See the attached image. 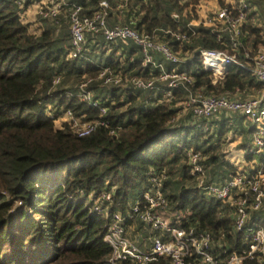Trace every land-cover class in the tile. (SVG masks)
Instances as JSON below:
<instances>
[{"label":"trees","instance_id":"1","mask_svg":"<svg viewBox=\"0 0 264 264\" xmlns=\"http://www.w3.org/2000/svg\"><path fill=\"white\" fill-rule=\"evenodd\" d=\"M68 1L91 14L99 0ZM200 1L128 0L124 17L116 12L111 21L128 20L133 13L138 32L156 33L175 52L189 53L190 59L178 68L192 73V90L213 95L238 90L241 97L254 96L264 85L243 68L228 65L216 82L202 68L199 49L232 50L228 40L217 41L212 28L187 26L198 17L195 6ZM248 1L256 16V6L262 9L264 0ZM160 28L186 33L187 39L177 41ZM260 32L264 27L246 23L240 51L264 44ZM69 50L67 19H42L37 30H29L21 9L12 0H0V264H108L110 247L104 235L110 214L129 209L151 187L149 177L160 173L166 175L162 187L166 210L189 212L185 224L212 235L214 253L223 264V247L238 249L244 234L233 228L232 206L196 186L187 153L201 152L206 181L223 183L238 169L224 159L220 148L233 131L243 140L239 146L246 160L257 157L264 164V155L247 153L251 122L235 112H219L210 123L211 117L180 113L176 103L186 95L182 87L168 101L161 88L140 90L129 84L121 88L94 80L88 88L98 105H89L78 97V84L96 79L103 67L142 77L158 70L141 66L135 44L107 42L100 35L88 34L78 57H70ZM57 76L60 81L52 86ZM101 106L106 108L103 114ZM68 109L83 121L104 119L106 126L80 136L61 120ZM104 192H110V200L98 199ZM95 204L104 210L97 212ZM250 222L264 227V202L251 212Z\"/></svg>","mask_w":264,"mask_h":264},{"label":"built area","instance_id":"2","mask_svg":"<svg viewBox=\"0 0 264 264\" xmlns=\"http://www.w3.org/2000/svg\"><path fill=\"white\" fill-rule=\"evenodd\" d=\"M22 12L27 4H36V14L40 19L58 20L66 13L70 33V57H78L86 42V36H102L107 42L119 41L125 45L130 42L138 46L140 64L142 67L157 69L158 73L149 72L147 77L137 75H121L103 67L96 79L86 78L78 84V97L89 105L97 106L93 99V91L88 86L94 80L103 85L120 86L129 84L140 90L161 88L168 101L174 99V90L185 88L186 95L176 105L180 113L188 112L195 118L212 117L219 112H235L243 114L253 125L252 142L247 153L264 155V86L254 96L241 97L240 92H225L220 95L204 94L200 90H192L190 84L194 78L190 71L179 69L178 65L186 63L191 55L175 52L167 42L159 39L157 34L140 33L134 27L133 13L128 20L111 23L109 17L116 12L123 16L128 0H99L96 9L87 14L82 5L68 0H12ZM210 7L214 1L201 0L195 6L199 16L192 18L187 26L195 27L202 24L210 27L216 34L218 42L228 40L231 52L227 49H199L200 63L203 69L212 74L213 82L221 80L227 66L237 65L250 72L252 76L264 85V44L257 47L247 45L240 51V36L246 23L256 28L264 27V22L252 15V5L248 0H222ZM202 14V15H201ZM161 32L171 34L177 41H185L187 34L174 32L171 29L160 28ZM264 39V33L260 32ZM249 42V40H248ZM248 46H252L249 48ZM121 55V51H117ZM173 65V66H172ZM170 66V67H169ZM60 78L54 77L52 86H56ZM162 86V87H160ZM101 113L105 107H99ZM65 119V120H62ZM61 120L70 124L80 136L89 134L96 127L104 125V119L83 121L74 116L71 110L61 115ZM188 165L191 174L195 175L196 186L211 196L229 203L233 208V228L243 232L244 244L238 249L227 250L223 264H264V227L250 222V214L258 210L264 202V166L262 162L250 171H237L225 182H207L202 165L204 157L199 151H188ZM261 165V166H260ZM166 175L152 174L149 177L151 187L145 189L125 212L113 211L110 214L104 241L110 247L108 264H152L162 258L167 264H221V258L214 253L215 245L212 235L205 230H199L194 225H186L187 211L168 212L166 198L162 191ZM98 199L110 200V192H104ZM94 209L101 212L104 209L95 204ZM140 223L147 233L138 242L130 235L131 226L128 221Z\"/></svg>","mask_w":264,"mask_h":264},{"label":"rangeland","instance_id":"3","mask_svg":"<svg viewBox=\"0 0 264 264\" xmlns=\"http://www.w3.org/2000/svg\"><path fill=\"white\" fill-rule=\"evenodd\" d=\"M212 1H214V3L210 7H212L213 5H217L218 0H212ZM256 12H257L256 13V17L259 20H261L262 22H264V4L262 5V9H259L258 6H256ZM22 14H23L22 15V20H24L26 22H30L29 20H31V22L28 23L30 25L29 26V30H34L35 28H34L33 24L34 23L39 24L40 21L42 20V19H40L37 16V14H36V4H33V3L27 4L25 6ZM196 14H197V16H199L198 12H196ZM59 16L67 19L66 18V13H62ZM64 24H67V23L64 21ZM129 45L133 46V44H131V42L129 43ZM248 47L252 48V46H248ZM127 85L128 84L124 83V84L121 85V88H124L123 86H127ZM238 113H236V114H238ZM59 119L57 120V124L60 123ZM213 119H216V118L215 117H211V118L208 119L207 122L210 123L211 121H213ZM62 120H65V119H62ZM210 128H211V131L214 130V125H212ZM239 140H242L241 137L239 138V136H237V135L235 136L233 131L227 134V136L223 140V142L221 144V147H220L221 148V152L225 154L224 155V159L225 158L228 159L229 162H231L230 158H231V160H238V162L235 163V164H236L238 169H240V170L242 169L243 171H246L245 168L250 169L251 167H257L258 164H260L261 162H258L259 160H258L257 157H253L252 160H246L245 155H244V151L242 150V147L239 146V144H241L239 142ZM241 142H243V140ZM262 166H264V164H262ZM145 233H147V231L144 228V226H142L140 223L137 222V224H134V225L131 226L130 235H131L132 239H135L138 242L145 241L146 244H147L148 240L147 239H142L144 236H147V235H145Z\"/></svg>","mask_w":264,"mask_h":264},{"label":"crops","instance_id":"4","mask_svg":"<svg viewBox=\"0 0 264 264\" xmlns=\"http://www.w3.org/2000/svg\"><path fill=\"white\" fill-rule=\"evenodd\" d=\"M33 4H35V3H33ZM26 10V9H25ZM113 16H115L114 14L113 15H110V17H109V21L111 22V23H114V22H112L111 20H113L114 18H112ZM30 22H31V20H29ZM114 21V20H113ZM117 21H123V19L121 18V17H119L118 19H117ZM117 21H115V22H117ZM23 22H25V23H30V22H26V21H24L23 20ZM40 24V23H39ZM39 24H37V23H34L33 24V26H34V28L37 30L38 29V25ZM30 26V25H29ZM258 91V90H257ZM244 151V150H243ZM246 154V152L244 151V155ZM230 161H231V163H237L238 162V160H231V158H230ZM252 168V167H251ZM250 168V169H251ZM246 169V171H250V169H248V168H245Z\"/></svg>","mask_w":264,"mask_h":264},{"label":"water","instance_id":"5","mask_svg":"<svg viewBox=\"0 0 264 264\" xmlns=\"http://www.w3.org/2000/svg\"><path fill=\"white\" fill-rule=\"evenodd\" d=\"M176 18H178V17L176 16Z\"/></svg>","mask_w":264,"mask_h":264}]
</instances>
